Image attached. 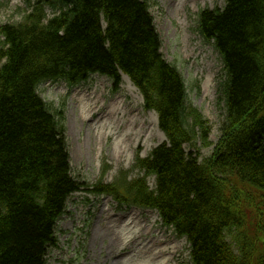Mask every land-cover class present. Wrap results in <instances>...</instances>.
Masks as SVG:
<instances>
[{
    "label": "trees",
    "instance_id": "1",
    "mask_svg": "<svg viewBox=\"0 0 264 264\" xmlns=\"http://www.w3.org/2000/svg\"><path fill=\"white\" fill-rule=\"evenodd\" d=\"M26 2L21 21L0 26V264H47L57 223L86 185L72 175L64 111L39 85L100 74L117 89L122 73L158 112L168 142L137 158L142 176L122 171L91 192L158 210L188 239L192 264H264V0H227L199 14L225 73L221 138L202 163L212 125L188 104L182 74L161 53L149 0Z\"/></svg>",
    "mask_w": 264,
    "mask_h": 264
},
{
    "label": "rangeland",
    "instance_id": "2",
    "mask_svg": "<svg viewBox=\"0 0 264 264\" xmlns=\"http://www.w3.org/2000/svg\"><path fill=\"white\" fill-rule=\"evenodd\" d=\"M176 1L150 0L151 12L161 37L164 58L177 66L185 79L188 104L212 125V145L200 149L198 160L201 163L213 156L221 138L220 124L224 114L221 83L225 75L219 54L199 33L198 16L205 8H224L227 0H186L180 11L174 9ZM0 3L4 5L0 9V25L21 21L17 12L18 8L27 7L25 0H0ZM183 18L185 27L181 22ZM186 34L189 36L187 54L183 50ZM205 49L211 57L207 58ZM208 73L213 78L211 97L204 94ZM128 79L125 75L122 77L117 91L113 90L111 80L101 75H92L88 82L70 90L63 82H48L39 87L40 94L52 108H64L73 175L87 183L69 200L67 214L58 223L59 245L49 252L47 264H160L165 255L171 260L169 264H192L188 241L164 226L156 210L136 206L120 208L111 196H95L88 191L102 177L106 183H112L120 171L132 170L138 153L148 156L155 146L166 140L159 128L157 114L144 108L142 94ZM118 100L125 113L116 112ZM85 101L91 108L98 107L96 113L88 114L87 118L80 116ZM133 118L135 125H132ZM102 121L111 122L115 135L100 137ZM117 138L124 142L120 155L116 154ZM186 151L195 152L188 146ZM130 174L134 178L141 173L132 170ZM148 183L154 189L155 177H149ZM120 213L130 217L140 228L153 223L152 233L121 246V242H116L105 229L112 225L104 222L110 214L118 216ZM158 239H162L163 246H159Z\"/></svg>",
    "mask_w": 264,
    "mask_h": 264
},
{
    "label": "bare ground",
    "instance_id": "3",
    "mask_svg": "<svg viewBox=\"0 0 264 264\" xmlns=\"http://www.w3.org/2000/svg\"><path fill=\"white\" fill-rule=\"evenodd\" d=\"M186 5V0H178L175 2L174 4V9L175 11H180L183 10L184 6ZM183 27L186 26V21L183 18L181 20ZM184 39V43L185 46L183 48L184 52L187 54V51H189V36L186 34ZM196 39V38H195ZM197 40V39H196ZM187 45V47H186ZM206 53L207 58L211 57V53L208 52L207 49L204 50V54ZM129 80V79H128ZM213 78L211 76V74H207L206 76V80L204 83V94L206 96L211 97L212 94V90H211V84H212ZM136 89V88H135ZM119 101V100H118ZM121 102H117L116 106V112L117 113H125V109L122 106V104H120ZM98 107L94 106L93 108H91L89 106V102L85 101L80 109V116L81 117H85L87 116L89 113L93 114L96 113ZM104 117V116H102ZM111 122H103V127H102V132L100 134V137L103 139L104 137H111V135L113 136L114 133V129L110 126L111 124H109ZM121 124H119L120 127ZM132 125H135V118L132 119ZM127 136H129V133L126 134ZM121 143H124L120 138H117L115 141L116 144V154L120 155V153L122 152L123 147L121 146ZM132 216V215H131ZM133 217V216H132ZM133 219L136 220L135 217H133ZM106 221V224L115 226V227H107L105 229H108L111 232V235L113 236V238L115 239V241L117 242L120 241L121 242V246H123L124 244L133 242L135 239H137L136 241L140 240L143 236H146L148 234H151L153 231V223H148L147 226H145L144 228H140L139 225L135 222H132L130 217H119V216H113V215H109V217H106L104 222ZM155 221V220H154ZM136 224V226H135ZM124 226V227H123ZM123 228V229H122ZM150 239V238H148ZM146 239V240H148ZM152 240V239H151ZM158 244L159 246H163L162 244V239H158ZM147 246V244H146ZM145 246V247H146ZM177 247L174 248V251L176 250ZM169 250V249H168ZM173 251V253H174ZM164 260V261H162ZM169 262H171V260H169L166 255L162 257V259L160 260V264H169Z\"/></svg>",
    "mask_w": 264,
    "mask_h": 264
}]
</instances>
